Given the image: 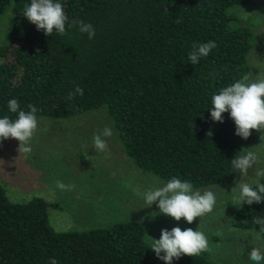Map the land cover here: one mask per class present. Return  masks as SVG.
<instances>
[{"label": "trees", "instance_id": "16d2710c", "mask_svg": "<svg viewBox=\"0 0 264 264\" xmlns=\"http://www.w3.org/2000/svg\"><path fill=\"white\" fill-rule=\"evenodd\" d=\"M264 0H60L68 16L66 33L43 30L22 15L31 0H0V25L11 10L7 43L0 44V118L7 108L37 107V117L71 118L104 106L125 153L136 166L167 182L175 176L194 189L229 183L231 159L248 139L235 134L228 112L210 116L213 94L258 69L248 63L254 32L229 9ZM91 23L95 37L73 21ZM217 47L193 65V44ZM79 85L84 95L66 99ZM209 131L211 136L206 135ZM2 142H0V153ZM264 182V181H262ZM264 201L240 205L232 225L256 229ZM138 220L83 231L58 232L44 199L13 202L0 183V264H165L147 249ZM163 255V253H162ZM172 264H221L202 255H183Z\"/></svg>", "mask_w": 264, "mask_h": 264}, {"label": "rangeland", "instance_id": "374dc122", "mask_svg": "<svg viewBox=\"0 0 264 264\" xmlns=\"http://www.w3.org/2000/svg\"><path fill=\"white\" fill-rule=\"evenodd\" d=\"M236 22L250 27L254 32V46L248 63L259 71L248 75L251 79L264 76V5L261 1L237 5L229 9ZM11 10L0 25V44L7 43L11 30ZM242 17H246L242 18ZM38 130L31 141L32 152L19 154V141L8 138L2 141L0 153V183L13 202H27L35 197L44 199L50 223L58 232L83 231L109 226L115 222L138 220L148 235L159 239L161 229L182 230L199 228L206 234L211 252L200 255L221 264H253L248 259L252 247L264 249L256 229H240L232 225L240 205H234L231 190L240 173L234 170L229 183L197 188L216 193L217 203L211 213L196 217L188 224L184 218L176 221L170 216L158 214L156 204L145 207L143 192L166 181L161 177L140 170L122 146L118 130L104 106L89 110L71 118L38 117ZM113 130L108 139V150L96 152L91 146L93 133L104 126ZM264 134L254 133L251 143L245 147L257 152L264 161ZM264 167V163L254 166ZM254 168L247 178H254ZM74 184L72 191H62L55 181ZM221 235H217V233Z\"/></svg>", "mask_w": 264, "mask_h": 264}, {"label": "clouds", "instance_id": "9594fccd", "mask_svg": "<svg viewBox=\"0 0 264 264\" xmlns=\"http://www.w3.org/2000/svg\"><path fill=\"white\" fill-rule=\"evenodd\" d=\"M22 15L33 23L37 30H43L46 36H51L55 30L58 34L66 33L68 16L60 0H31L24 6ZM245 18L246 17H242ZM79 24V31L87 33L89 39L95 37V28L91 23L84 21H73ZM217 47L214 40L202 43H194L192 50L188 53V62L196 65L202 57H207ZM76 95L83 96L84 90L76 85L70 91L66 99H74ZM210 116L213 121L223 122V113L228 112L230 118L236 125L235 134L248 139L251 130L261 132L264 130V76L251 79L248 75L235 80L226 87L221 88L218 93L211 97ZM10 113L16 115L15 119L5 115L0 118V142L8 138L19 141V154L27 155L32 152L31 141L38 130V109L32 104L27 105L25 110L21 108L18 99L12 98L7 101ZM113 130L109 126L93 133L91 146L96 152L108 150V139L113 136ZM206 135L211 136L209 131ZM264 139V137H261ZM264 163L260 160L257 152L242 148L240 155L231 159V165L235 171L240 173V179L232 188L231 202L234 205H252L254 202L264 201V167L255 165ZM254 168V178L245 179L249 175V169ZM56 187L62 191H72L74 184H65L61 180L55 181ZM145 207L156 204L159 212L151 213L152 217L164 214L180 221L184 218L188 224L193 223L196 217H203L211 213L217 203L216 193L212 190H197L187 180H181L175 176L157 187H150L143 192ZM253 223L258 224L259 231L264 233V217H254ZM221 235V233H217ZM147 249L152 250L156 257L163 260L165 264H172L173 259L179 260L183 255L190 257L198 256L205 252H211L212 247L206 234L199 228L181 229L179 226L171 230L161 229L159 239L148 235ZM163 253V255H162ZM248 259L253 264H264V249L252 247L248 252ZM48 264H58L55 258L50 257Z\"/></svg>", "mask_w": 264, "mask_h": 264}]
</instances>
